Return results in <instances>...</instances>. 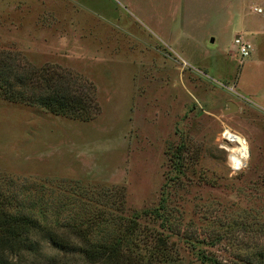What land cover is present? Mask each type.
Listing matches in <instances>:
<instances>
[{"label":"rangeland","instance_id":"rangeland-1","mask_svg":"<svg viewBox=\"0 0 264 264\" xmlns=\"http://www.w3.org/2000/svg\"><path fill=\"white\" fill-rule=\"evenodd\" d=\"M0 48L89 81L99 106L83 120L0 94V186L71 193L81 215L109 201L69 186L121 188L128 216L163 201L138 221L170 264H249L264 247V0H0ZM43 251L29 261L66 260Z\"/></svg>","mask_w":264,"mask_h":264},{"label":"trees","instance_id":"trees-1","mask_svg":"<svg viewBox=\"0 0 264 264\" xmlns=\"http://www.w3.org/2000/svg\"><path fill=\"white\" fill-rule=\"evenodd\" d=\"M0 94L83 120L91 119L99 108L89 81L53 64L36 68L11 49L0 48ZM182 145H176L170 156L179 158ZM13 187L0 186V264H32L29 256L46 255V244L66 257L60 264H170L176 259L168 238L138 221L142 212L159 215L163 201L158 209L128 216L121 188L69 186L68 192L93 193L88 200L109 201L110 209L81 215L79 199L71 193L41 203L42 197L36 196L33 187L18 192ZM201 256L206 264H225L205 252ZM246 260L264 264V247L250 252Z\"/></svg>","mask_w":264,"mask_h":264},{"label":"built area","instance_id":"built-area-1","mask_svg":"<svg viewBox=\"0 0 264 264\" xmlns=\"http://www.w3.org/2000/svg\"><path fill=\"white\" fill-rule=\"evenodd\" d=\"M234 43L236 44L238 48V52L241 55H247L249 50H250V43L248 42L247 39L243 37L242 34H239L234 38Z\"/></svg>","mask_w":264,"mask_h":264},{"label":"water","instance_id":"water-1","mask_svg":"<svg viewBox=\"0 0 264 264\" xmlns=\"http://www.w3.org/2000/svg\"><path fill=\"white\" fill-rule=\"evenodd\" d=\"M211 40H213V37L211 38ZM235 109H237V105L233 101H230L228 110H235Z\"/></svg>","mask_w":264,"mask_h":264}]
</instances>
